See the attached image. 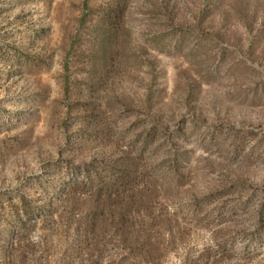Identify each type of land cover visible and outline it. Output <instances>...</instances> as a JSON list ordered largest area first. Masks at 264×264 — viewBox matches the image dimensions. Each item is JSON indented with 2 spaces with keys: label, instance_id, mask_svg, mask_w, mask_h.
Here are the masks:
<instances>
[{
  "label": "rangeland",
  "instance_id": "1",
  "mask_svg": "<svg viewBox=\"0 0 264 264\" xmlns=\"http://www.w3.org/2000/svg\"><path fill=\"white\" fill-rule=\"evenodd\" d=\"M0 264H264V0H0Z\"/></svg>",
  "mask_w": 264,
  "mask_h": 264
},
{
  "label": "trees",
  "instance_id": "2",
  "mask_svg": "<svg viewBox=\"0 0 264 264\" xmlns=\"http://www.w3.org/2000/svg\"><path fill=\"white\" fill-rule=\"evenodd\" d=\"M108 37H106V36L101 37V42L107 41ZM148 65H149V69H150L149 76H150L151 79H153L154 78V75H153V70L154 69H153L152 63L149 62ZM155 93H156V91L152 90L151 87H149V89H148V91H147V93L145 95L144 101H143V107L145 108V110L147 112H150L154 108V105H155ZM149 117L151 119V123H150L149 129L152 130L154 133H157L162 128H160V125L158 124L156 117L152 116V114L149 115ZM127 177H129V172L128 171L125 174H122L119 171L111 172L109 174V179H108L109 183L106 186V188L111 189L113 184H114V182L116 180H119L121 178H127Z\"/></svg>",
  "mask_w": 264,
  "mask_h": 264
}]
</instances>
